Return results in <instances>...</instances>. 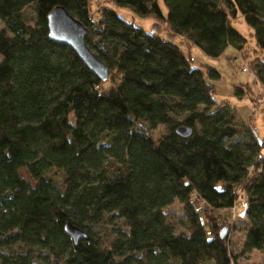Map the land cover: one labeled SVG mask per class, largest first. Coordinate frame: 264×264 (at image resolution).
Segmentation results:
<instances>
[{
  "label": "trees",
  "instance_id": "obj_1",
  "mask_svg": "<svg viewBox=\"0 0 264 264\" xmlns=\"http://www.w3.org/2000/svg\"><path fill=\"white\" fill-rule=\"evenodd\" d=\"M110 1L166 22L211 57L244 49L233 25L241 16L264 89V0H162L166 12L159 0ZM57 5L86 26L107 80L50 38ZM0 18V264H237L236 227H208L195 200L232 209L240 192L242 252L264 250V139L215 99L217 68L194 66L182 45L108 6L94 16L90 0H0ZM181 126L191 134H179ZM175 202L188 234L168 220ZM67 220L85 232L77 242ZM114 221L124 226L107 244L94 227Z\"/></svg>",
  "mask_w": 264,
  "mask_h": 264
},
{
  "label": "rangeland",
  "instance_id": "obj_2",
  "mask_svg": "<svg viewBox=\"0 0 264 264\" xmlns=\"http://www.w3.org/2000/svg\"><path fill=\"white\" fill-rule=\"evenodd\" d=\"M162 9L166 12V7L162 0H159ZM92 13L94 16L99 14V9L108 6L114 9L120 16L134 22L135 25L144 28L147 32L157 33L164 38L173 40L182 45L186 53H189L193 59V65L208 64L219 70L222 77L219 80H213L216 85L215 99L218 101H227L235 107L238 114L248 122L259 135L264 139V89L262 84L257 80L254 70L252 69V60L257 55L256 45L252 36L251 28L246 24L241 16L233 20V25L241 31L247 38L243 50L229 46L221 56L211 57L203 52L196 45H192L182 35L174 34L170 31L166 22L160 21L153 16L141 17L127 7L116 5L110 0H90ZM27 22L34 24L36 18L31 9L25 10ZM5 28L0 18V30ZM0 55V60H1ZM243 64L247 65V70L243 69ZM107 84H110L108 81ZM235 85L245 88V94L238 97L234 90ZM164 128L159 127L154 131L156 137L162 134ZM264 153V150H263ZM202 221L209 227L213 222H219L227 227H236L230 234V247L239 255L237 264H264V250H251L242 252V242L247 229V221L243 216L245 207V197L240 192L235 206L232 209H213L203 201L195 200ZM168 220L174 226L176 233H189V223L183 211V206L175 202L166 209ZM103 223L94 227L98 235L105 243L109 244L113 239L115 228L124 226L122 221Z\"/></svg>",
  "mask_w": 264,
  "mask_h": 264
},
{
  "label": "water",
  "instance_id": "obj_3",
  "mask_svg": "<svg viewBox=\"0 0 264 264\" xmlns=\"http://www.w3.org/2000/svg\"><path fill=\"white\" fill-rule=\"evenodd\" d=\"M49 36L51 39L70 46L82 61L103 81L109 77V67L91 50L86 42V26L74 17L63 5L55 6L48 14ZM181 135L191 134V128L181 126L177 129ZM65 230L75 242L85 236V232L70 220Z\"/></svg>",
  "mask_w": 264,
  "mask_h": 264
},
{
  "label": "built area",
  "instance_id": "obj_4",
  "mask_svg": "<svg viewBox=\"0 0 264 264\" xmlns=\"http://www.w3.org/2000/svg\"><path fill=\"white\" fill-rule=\"evenodd\" d=\"M247 68H248L247 65L246 64H243V69L244 70H247ZM260 157H263V155L261 154Z\"/></svg>",
  "mask_w": 264,
  "mask_h": 264
}]
</instances>
